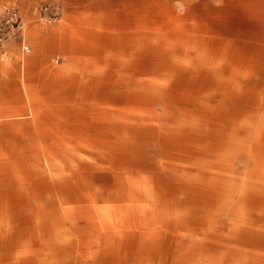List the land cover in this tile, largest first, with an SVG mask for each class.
I'll return each instance as SVG.
<instances>
[{
    "label": "bare ground",
    "instance_id": "1",
    "mask_svg": "<svg viewBox=\"0 0 264 264\" xmlns=\"http://www.w3.org/2000/svg\"><path fill=\"white\" fill-rule=\"evenodd\" d=\"M90 12L74 25L106 18ZM121 12L140 34L55 37L66 54L94 50L98 81L107 54L111 85L49 105L34 134H0V264H56L82 247L97 264H211L221 241L264 245V0H130ZM194 235L208 249L189 248Z\"/></svg>",
    "mask_w": 264,
    "mask_h": 264
},
{
    "label": "rangeland",
    "instance_id": "2",
    "mask_svg": "<svg viewBox=\"0 0 264 264\" xmlns=\"http://www.w3.org/2000/svg\"><path fill=\"white\" fill-rule=\"evenodd\" d=\"M39 1L54 2L59 6L60 18L54 24L45 26L40 24V22L36 19L37 14L35 12V7ZM92 3L93 2L91 1V3L89 2L88 4L86 5L83 4L82 6L90 7ZM18 4L21 14L27 23L26 40L31 48V53L27 55L25 58L46 60V63L52 67H59V66L65 67V70L68 72V74H72L76 76L77 78L75 83L76 87L86 86V85L90 87V85H92L95 82V80H97L95 78V76L97 77V75L95 73L94 66L88 63V62H92L91 59L92 57H89L87 62L88 65H86L85 67L86 69L84 71L83 70L84 66L79 68V66L77 65V61H78L77 57H73L69 54H66L64 52L55 49L58 43L60 42L58 38L55 39V37H59V36L66 38L73 37L72 35L74 34H72V32H74L78 28V26L74 25L75 17H67L69 13L73 14L75 13V11L79 10V7H81L79 4H77L76 0H70V1L69 0H18ZM16 58L17 60H20L19 55ZM108 58H109L108 55L106 54L103 55V60H106ZM57 62H59V64ZM75 76H73L74 78L72 77V79L69 80L70 81L69 84L71 83L72 85ZM110 85H111L110 82L104 81L102 82L101 88L109 87ZM76 98L75 97L73 98L72 96L62 98L60 96L59 100H63L70 103L72 100L78 101V99ZM41 101L44 100L41 99ZM17 102L19 104L17 107L18 108L17 112L8 116L0 114V123L6 122L5 120L11 117L10 119H13L14 121L17 122H26V123L29 122L27 123L28 125L21 128H17L20 130V132L25 133L28 130L34 131L36 129L35 120L37 119L41 120L44 116L43 114L39 115L38 113H35L36 106L34 107V105H32V103L35 102V99L29 97L24 100H21L20 98H18ZM38 107L41 110H47L48 108H50L46 104ZM65 116L68 117V119H70L68 121L70 122L73 120L72 117H74L75 115L70 114ZM49 117H52V115ZM64 132H65V127L63 126L54 130V133L56 134H62ZM228 229L229 228H225L221 232H219L218 235L220 239H224V238L226 239L228 236H230ZM188 243H189L188 244L189 248L196 249L197 251L196 253H198V251H200L201 253L205 248L208 249V246L205 245V239L202 240L201 237H197L195 235L189 239ZM238 244L233 245L232 248L225 247L223 241H221V243L218 246L219 248L218 247L212 248L213 252H215L217 255L211 264H264V245L261 244L248 245L242 242ZM123 245H124V241L119 239L117 247L122 248ZM95 247L97 246H94V248ZM86 250L87 248L82 247L79 249V251L76 254L59 257L57 258L58 260L56 259V264H63V263L64 264H70V263L97 264V262L95 261H91V260L89 261L87 255L88 251ZM42 263L45 264V262H41V263L38 262V264H42ZM141 263L157 264L158 260H154L152 257L147 256L146 254L144 255L142 254V255H135L132 257L127 256L124 258L122 257L114 258L108 261L107 264H141Z\"/></svg>",
    "mask_w": 264,
    "mask_h": 264
},
{
    "label": "crops",
    "instance_id": "3",
    "mask_svg": "<svg viewBox=\"0 0 264 264\" xmlns=\"http://www.w3.org/2000/svg\"><path fill=\"white\" fill-rule=\"evenodd\" d=\"M91 1L93 3L90 7L82 6L83 4L86 5L89 2L91 3ZM129 1L130 0H76L77 4L81 7H79V10L75 11V13H69L67 17H77L84 11H91L88 14H91L92 17H98L104 13L106 15L105 19L91 20L88 23L81 24L78 26V30L87 27V35L99 45H102L105 41H110V43H112L115 37L125 41L130 35L141 33L139 32L141 29L136 28H134V32L130 31L131 29L127 28L128 26L125 24L124 13L121 12V8ZM75 23L76 21H74V24ZM56 50L59 51V49ZM18 55L20 56V60H17L16 58ZM103 55H105V53L100 57V61H102V65L100 66L102 68L99 67L100 70H102L103 76L99 81L95 76L97 79L95 82H104V80H106L105 76L108 72L107 65L109 63V58L103 60ZM71 56L78 58L77 65L79 68L81 62H83L82 60H85L84 62H86L89 57H92V62H89V64H92L95 70L98 68L97 61H95L97 56L94 50H91L88 53L74 54ZM25 57L26 56L22 55L18 47H13L11 48V57L7 61H0V114L8 116L16 113L19 105L17 99L20 98L21 100H24L31 97L35 99V102H33L32 105L37 107H35V113L44 115L41 120H35L36 127L37 122L47 124L49 121L47 119L49 116H47L48 114L46 113V110H41L38 106H43L44 104L48 106L51 104L57 106L67 105L68 102L59 100L60 96L62 98L69 96L74 98L76 97L77 89L80 86L76 87V76L68 74L65 67H52L46 63V60L34 58L26 59ZM57 63L59 64V62ZM73 76H75V79L71 85V83L69 84V80H71ZM41 99L46 101H41ZM10 118L6 119V122L0 123V134H6L8 136L34 134L37 130H28L25 133H22L17 127H13V125L18 124V122ZM24 123L26 126L29 122ZM1 124H10V128L3 129ZM54 130L56 129L45 130L44 132L56 135ZM65 132H67L66 128Z\"/></svg>",
    "mask_w": 264,
    "mask_h": 264
},
{
    "label": "built area",
    "instance_id": "4",
    "mask_svg": "<svg viewBox=\"0 0 264 264\" xmlns=\"http://www.w3.org/2000/svg\"><path fill=\"white\" fill-rule=\"evenodd\" d=\"M18 5V0H0V61L11 57L13 47H18L23 56L31 53L26 40L27 23ZM35 12L36 19L45 26L60 18L59 6L54 2L39 1Z\"/></svg>",
    "mask_w": 264,
    "mask_h": 264
}]
</instances>
